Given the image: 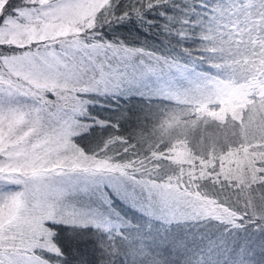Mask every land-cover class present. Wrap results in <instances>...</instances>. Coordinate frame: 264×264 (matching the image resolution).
<instances>
[{"label": "snow or ice", "instance_id": "1", "mask_svg": "<svg viewBox=\"0 0 264 264\" xmlns=\"http://www.w3.org/2000/svg\"><path fill=\"white\" fill-rule=\"evenodd\" d=\"M0 264H264V0H0Z\"/></svg>", "mask_w": 264, "mask_h": 264}, {"label": "trees", "instance_id": "2", "mask_svg": "<svg viewBox=\"0 0 264 264\" xmlns=\"http://www.w3.org/2000/svg\"><path fill=\"white\" fill-rule=\"evenodd\" d=\"M155 31L156 30L154 29L153 32ZM117 35L125 37L130 43L135 42V46H141L145 42V35H138L136 29L130 24L121 28ZM109 38H111V34H109ZM162 39L163 37H156L153 36L152 33H148L147 44L149 47L152 45L160 46V41ZM204 67L207 66L205 65ZM142 107L143 105L139 99L127 103L120 101L117 103L106 104L103 108L97 106L92 110V115L103 117L113 124L119 122V128L110 127L108 132L112 135H119L121 137L132 136V142L135 143V136L141 131L140 124L144 123V113L140 111ZM133 113H135V115H133ZM137 116L141 118L139 121L137 120ZM148 127L150 130L151 125L148 124ZM116 208L121 214H127L129 217H132L129 208L121 202L117 201ZM138 217L139 214H137L135 219H138ZM173 258H175V256H173Z\"/></svg>", "mask_w": 264, "mask_h": 264}]
</instances>
